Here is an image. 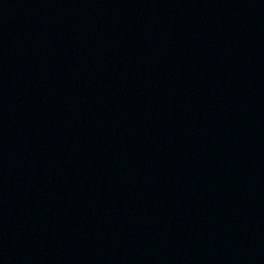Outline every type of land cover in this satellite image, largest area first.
I'll return each instance as SVG.
<instances>
[{"label":"water","instance_id":"95a60500","mask_svg":"<svg viewBox=\"0 0 264 264\" xmlns=\"http://www.w3.org/2000/svg\"><path fill=\"white\" fill-rule=\"evenodd\" d=\"M0 264H264V0H0Z\"/></svg>","mask_w":264,"mask_h":264}]
</instances>
